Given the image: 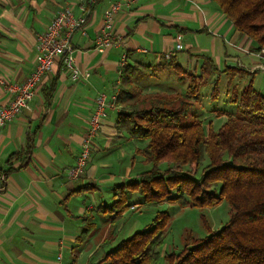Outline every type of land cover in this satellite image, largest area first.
Here are the masks:
<instances>
[{
	"label": "crops",
	"instance_id": "obj_1",
	"mask_svg": "<svg viewBox=\"0 0 264 264\" xmlns=\"http://www.w3.org/2000/svg\"><path fill=\"white\" fill-rule=\"evenodd\" d=\"M115 4L120 9L106 32L116 43L99 52L104 15ZM65 8L75 18H86L71 39L84 78L73 80L59 62L42 78L28 107L0 131V168L7 169L11 155L31 147L28 157L11 163L14 172L0 188V264H83L84 255L89 254L87 262L98 253L102 259L119 246L116 234L110 237L111 217H99L100 224L93 210L109 206L114 188L142 173L137 166L143 159L132 160L140 147L117 128L124 110L114 101L122 64L161 71L165 54L180 38L183 51L173 58L187 72H200L206 56L221 71L264 65V58L243 52L252 51L254 43L233 28L213 0H98L94 5L89 0H0V108L14 98L8 86L23 84L34 72L38 38ZM255 74L248 82H255ZM102 94L105 116L86 175L70 180ZM90 224L96 228L81 244ZM92 239L98 241L94 246ZM107 245L112 248L105 252Z\"/></svg>",
	"mask_w": 264,
	"mask_h": 264
},
{
	"label": "trees",
	"instance_id": "obj_2",
	"mask_svg": "<svg viewBox=\"0 0 264 264\" xmlns=\"http://www.w3.org/2000/svg\"><path fill=\"white\" fill-rule=\"evenodd\" d=\"M213 1L233 28L254 43L252 51L264 49V0ZM202 60L199 73L185 71L174 58L159 65V69L177 71L179 81L184 76L189 78L184 96L149 97L129 105L131 112L123 110L119 114L118 130L131 140L146 141L143 148L135 150L133 163L139 156L150 169L117 185L114 203L101 206L99 211L111 213L113 231L132 207L156 208L167 201L182 207L204 208L225 200L231 209L229 223L204 239L189 237L183 251L167 255L166 261L169 264H264V92L254 87L253 80L240 91L234 86L229 98L236 113L228 114L217 132L212 126L206 132L201 121L190 122V119L197 117L191 110L201 90L208 86V80L219 73L233 79L250 74L238 66L221 71L211 57ZM156 68L126 64L120 74L115 102L123 105L135 101L134 79L154 76ZM217 87L214 91L219 93ZM29 146L24 152L10 156L7 169L0 168V179L6 180L14 172L13 161L31 154ZM162 165L166 168H161ZM4 187L5 181L0 188ZM169 219V212H159L151 225L122 240L98 264H160V248ZM84 228L81 244L88 241L96 227L90 224Z\"/></svg>",
	"mask_w": 264,
	"mask_h": 264
},
{
	"label": "rangeland",
	"instance_id": "obj_3",
	"mask_svg": "<svg viewBox=\"0 0 264 264\" xmlns=\"http://www.w3.org/2000/svg\"><path fill=\"white\" fill-rule=\"evenodd\" d=\"M245 69L251 70L252 67H247ZM249 74L250 76L255 74V82L253 83L255 88H260L264 91V71L259 70L250 72ZM179 77L180 74L175 70L172 72L167 70H157L155 71L154 76L145 75L136 77L133 82L136 99L135 101L128 102V104H123L124 111L131 112L129 105L139 103L143 99H149V97L162 95L184 96L188 85H190V80L187 76H184V79L179 81ZM227 77L230 80H228ZM248 79L250 78L244 77L243 79H240L237 77L236 79H233L220 73L213 75L208 80V86L201 90L199 100L194 102V107L191 111L196 114L197 119L191 118L190 122L197 120L201 121L206 132L210 130L211 126L214 131L217 132L226 122L227 115L231 113L234 114L237 111L229 98L231 89L235 85L236 89L240 91L243 87L247 86ZM229 83L231 84V87L229 86ZM217 85L219 93L214 91ZM190 102L192 103V100ZM147 106H149V102L147 103ZM142 107L143 105H139V108ZM133 143L140 148H143L146 145V141L136 140ZM161 168L165 169L166 167L162 165ZM148 169H150V166L145 167L143 162L137 166V170L141 172ZM111 198L112 200H109V206L114 203V197L112 196ZM136 199L137 195H134L133 200ZM163 211L169 212L170 219L165 231L164 244L160 248V264H169L165 259L167 255H177L181 253L189 237L196 240L204 239L211 233L219 232L231 219V209L228 202L225 200L219 205L204 208L193 206L182 207L178 203L166 201L156 208L144 206L132 207L126 211L120 221L117 222L114 230L110 233V237L116 234L114 237L118 242L128 239L136 232L142 231L148 225H151L156 215ZM99 212L100 211H97V209L93 210V214L96 216V220L99 219L98 221L100 224L103 223V220L99 217L110 218V212L107 214ZM97 242V240L92 239V246ZM111 248V245H107L104 250L105 252H108ZM88 256L89 254H86L81 258L83 264H97L101 260L99 253L89 262H87Z\"/></svg>",
	"mask_w": 264,
	"mask_h": 264
},
{
	"label": "built area",
	"instance_id": "obj_4",
	"mask_svg": "<svg viewBox=\"0 0 264 264\" xmlns=\"http://www.w3.org/2000/svg\"><path fill=\"white\" fill-rule=\"evenodd\" d=\"M97 1L89 0V3L94 5ZM119 9L120 4H115L105 12L103 28L96 42L99 52H104L116 43L112 35L107 33L106 30L112 28L114 16ZM85 23L86 18H75L72 10L65 8L54 18L47 31L39 36L38 55L34 72L23 84L8 86V90L14 95V98L8 106L0 108V131L28 107L42 78L50 73L59 62L70 73L73 80L78 81L84 78L82 71L76 65L71 39L75 32L84 28ZM182 51L183 43L178 38L174 49L165 54V59L169 61L176 53ZM243 52L250 56L264 58V49L259 52L244 49ZM124 66L125 64H122V69ZM259 70L264 71V65L253 67L251 70L247 69L249 73ZM116 99L117 96L114 101ZM105 105L106 96L102 94L98 99L97 111L91 117L89 128L81 143V151L76 164L68 173L70 180H80L86 175V169L91 161L94 141L101 129V119L105 116ZM2 180L5 181L4 177H2Z\"/></svg>",
	"mask_w": 264,
	"mask_h": 264
}]
</instances>
